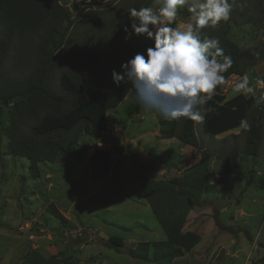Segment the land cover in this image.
Masks as SVG:
<instances>
[{"label":"rangeland","instance_id":"1","mask_svg":"<svg viewBox=\"0 0 264 264\" xmlns=\"http://www.w3.org/2000/svg\"><path fill=\"white\" fill-rule=\"evenodd\" d=\"M129 1L59 0L69 10L73 25L80 24L82 35L102 34ZM230 2L233 11L229 19L216 27L227 23V39L241 50L252 49L257 56L264 53V28L252 23L264 19V0ZM144 4L142 7L158 8L154 0ZM190 16L187 6L179 8L174 26L188 23ZM216 27L204 29L202 38H211L207 33ZM120 41L132 51L138 45L152 44L132 31ZM138 52L120 56L111 73L114 69L120 72L121 65ZM261 63L264 60L257 65ZM5 69L12 74L20 71L11 62ZM66 71L77 74L84 68L60 66L55 78L57 87L60 74ZM229 88L221 89L226 98L232 95ZM0 122L8 123L5 114ZM156 127L153 111L137 102L133 90L108 112L103 140L81 136L77 145L61 153L55 162L40 163L37 179L30 175L25 158L8 155V140L2 135L0 264H21L29 250H37L43 257L62 252L70 264H149L126 255L135 243L164 239L140 191L137 175L145 173L168 180L198 162L203 152L210 156L209 170L216 172L220 163L217 157L231 150L237 155V174L226 181L224 192L203 195L200 206L190 210L183 230L197 233L201 240L179 264H264V191L253 184L246 186L249 177L256 183L264 176V148L257 160L243 154L245 128L236 138L227 135L212 139L196 124L199 146L182 148L176 140L161 139ZM94 149L110 152L109 173L98 181L89 179L86 163ZM49 204L69 223L68 229H61L59 220L49 214ZM111 236L121 238L125 245L119 248L109 244Z\"/></svg>","mask_w":264,"mask_h":264},{"label":"trees","instance_id":"2","mask_svg":"<svg viewBox=\"0 0 264 264\" xmlns=\"http://www.w3.org/2000/svg\"><path fill=\"white\" fill-rule=\"evenodd\" d=\"M151 1L130 0L102 34L82 35L80 24L73 25L69 10L59 0H0V116L5 114L8 121L0 122V142L5 135L8 155L25 158L32 178L39 177L40 163L55 162L61 153L76 146L81 136L99 141L105 138L108 112L133 91L131 82L119 87L113 83V63L122 55L138 50L142 53L152 46L138 45L133 51L123 46L121 37L132 31L128 9H139ZM252 23L264 28V19ZM228 27L225 23L207 33L218 38L224 54L232 57L233 66L224 73L226 81L232 75L247 74L264 60V53L257 56L252 49L241 50L227 39ZM8 62L19 68V73L6 71ZM64 65H77L84 71L61 73L57 87L56 72ZM261 96L264 89L254 96L237 94L226 99L219 86L213 98L199 106L204 116L199 130L214 139L245 128L243 154L257 160L264 148V102L257 103ZM152 111L161 139H175L182 148L199 146L195 122L183 118L169 121ZM217 159L220 163L216 172L209 170L210 156L203 152L198 162L168 180L145 173L137 175L140 191L164 239L135 243L126 251L128 257L149 264H172L200 242L197 233L183 230L190 210L200 206L203 195L224 192L226 181L238 171L234 150ZM86 163L89 179L101 180L111 167L110 152L94 149ZM252 179L249 177L246 186L253 184L264 191V176L256 183ZM214 182L221 185L216 187ZM47 210L59 220L61 229L69 228L53 204ZM107 241L119 248L125 245L118 237L111 236ZM21 264L70 263L62 252L43 257L37 250H29Z\"/></svg>","mask_w":264,"mask_h":264},{"label":"clouds","instance_id":"3","mask_svg":"<svg viewBox=\"0 0 264 264\" xmlns=\"http://www.w3.org/2000/svg\"><path fill=\"white\" fill-rule=\"evenodd\" d=\"M154 3L158 8L128 9L132 34L152 41V46L123 63L120 72L114 69L113 83L119 87L131 82L137 102L158 111L166 120L183 118L203 123L199 106L227 83L224 73L233 66V60L224 54L218 38H202L201 34L204 29L227 21L233 3L230 0H154ZM185 6L191 14L189 22L174 26L178 9ZM233 92L254 95L247 75L233 85ZM261 102L264 96L257 100L258 104Z\"/></svg>","mask_w":264,"mask_h":264},{"label":"crops","instance_id":"4","mask_svg":"<svg viewBox=\"0 0 264 264\" xmlns=\"http://www.w3.org/2000/svg\"><path fill=\"white\" fill-rule=\"evenodd\" d=\"M245 75H247L248 78H249V86L254 89V95H256L259 90L264 89V63L256 65L255 67L250 69V71L247 74H245ZM243 76L232 75L228 79L227 83L222 85L223 87L230 86L229 92L232 95L229 98L237 95V93L233 92V85L235 83L239 82ZM222 86H221V89H222ZM241 94H243V95H245L247 97L254 96L253 94H244V93H241ZM229 98H226V99H229ZM156 129H157L156 130L157 131L156 134H158V127H156ZM239 130L240 129L232 130V131L224 133V134H222V135H220L218 137L221 138V139H224L227 135H236ZM215 138L217 139V137H215ZM171 140H175V139H171ZM171 140H169V141H171ZM187 255H188V253L185 254L183 257L174 260L172 262V264H179L180 260L185 259L187 257Z\"/></svg>","mask_w":264,"mask_h":264}]
</instances>
